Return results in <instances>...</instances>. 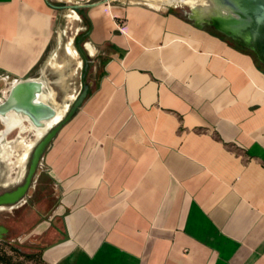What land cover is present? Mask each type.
<instances>
[{"label":"crops","instance_id":"obj_1","mask_svg":"<svg viewBox=\"0 0 264 264\" xmlns=\"http://www.w3.org/2000/svg\"><path fill=\"white\" fill-rule=\"evenodd\" d=\"M77 9L94 81L46 150L59 201L17 238L28 245L20 255L264 264V71L255 58L172 9L0 0V85L33 77L55 48L61 13Z\"/></svg>","mask_w":264,"mask_h":264},{"label":"rangeland","instance_id":"obj_2","mask_svg":"<svg viewBox=\"0 0 264 264\" xmlns=\"http://www.w3.org/2000/svg\"><path fill=\"white\" fill-rule=\"evenodd\" d=\"M127 1L133 3L146 4L148 6L158 9H172L190 18V8L186 5H177L171 7L170 5L166 4V1L164 2L161 0ZM75 12L76 13H73V11L70 10L61 13V25L58 29V33L56 34L55 48L53 49V51L50 52V54H48L45 58L41 60L39 65L33 71V77H41L47 82H50V86L55 91L56 98L59 103H62L67 94L69 93L76 94L77 97L83 91L85 85H93L94 81V71L96 68V64L90 62L91 58L89 57L87 52H85L86 36L84 34L86 32V29L83 24V13H80L79 9L75 10ZM205 26L210 27L207 24ZM67 42L72 43L73 47L78 53L80 61L82 62L81 67L76 69V71H74V69L76 68V64L74 62H71L69 56L67 55ZM52 61H55L59 64L65 63L66 66L64 68H57L51 65ZM11 82L12 80L7 81V83L4 81L1 82L0 99H3L8 90L10 89ZM3 128L4 126L0 121V131ZM19 135V130H14L10 134L8 141L15 140ZM2 144L0 142V151L3 150ZM13 173L14 172L10 169L7 162L0 161V192H3L4 190L9 188L3 185L7 177L9 175H13ZM39 173L42 174V171L40 170ZM41 183L42 184L40 185V187L35 188L30 192L29 204L22 207L20 210H13L11 212L6 210L0 211V221L9 224L13 222L14 224L20 223L22 228L21 234L23 236L28 234V232L30 231L31 223L47 220L51 212L58 204L59 192L55 185L52 183L50 177L43 176L41 179ZM32 216L33 219L30 218ZM8 239V245L20 249L22 252H24L28 248L27 242L23 241L20 243L17 240V237L12 238L9 236ZM5 249L7 250L8 254L14 257L13 259L15 264H40L38 261L25 257V254H16L9 248V246H6Z\"/></svg>","mask_w":264,"mask_h":264},{"label":"water","instance_id":"obj_3","mask_svg":"<svg viewBox=\"0 0 264 264\" xmlns=\"http://www.w3.org/2000/svg\"><path fill=\"white\" fill-rule=\"evenodd\" d=\"M216 1L217 5L225 7L226 12H228L227 17L199 20L193 15L190 8V19L200 28L205 27L206 24L213 27L238 46L250 50L264 68V0ZM226 19H229V21H226ZM37 79L40 78L22 79L14 82L8 90L7 96L0 102V115H5L11 111L22 113L35 124L51 118L55 114V110L49 104L40 101L39 97L44 91V84ZM88 90L89 86L85 85L83 91L70 104L68 112L61 121L38 141L32 154L25 182L14 191L0 194V208L19 202L27 194L47 148L63 125L81 107L88 95ZM8 233L9 229L0 224V242L9 244Z\"/></svg>","mask_w":264,"mask_h":264},{"label":"bare ground","instance_id":"obj_4","mask_svg":"<svg viewBox=\"0 0 264 264\" xmlns=\"http://www.w3.org/2000/svg\"><path fill=\"white\" fill-rule=\"evenodd\" d=\"M151 1H157V0H151ZM161 1L164 2L166 1L167 5H186L192 9L193 15L199 20L210 19V18L223 19L224 17L222 16L225 17L228 16V12H226L225 7H221L222 5L219 4L217 5L216 0H161ZM226 21H229V19H226ZM66 51L71 62H74L76 64V68L74 69V71H76V69L81 67L82 62L80 61L78 53L76 52L71 42L69 43L67 42ZM51 65L57 68H64L66 66L65 63L59 64L55 61H52ZM37 80L44 84V91L39 97L40 101L52 106L55 110V114L47 120L40 121L39 124L33 123V121H31V119L28 116L14 111H11L5 115H0V121L4 125V129L0 133L1 134L0 141H3L7 137V135L10 134L16 128H19L21 133L20 137H18L15 140L8 141L3 146L2 156L9 163L10 166L19 167L25 163L27 157L29 156L30 151L32 150L35 144V140L38 141L53 126H55L56 124L59 123V121H61V119L68 112L70 104L76 97V94L69 93L65 97L64 101L62 103H59L57 101L55 91L50 86V82H47L45 79L42 78ZM25 122L28 123L29 125H24ZM25 134H30L31 136H33V138L29 137L27 139L25 137Z\"/></svg>","mask_w":264,"mask_h":264},{"label":"flooded vegetation","instance_id":"obj_5","mask_svg":"<svg viewBox=\"0 0 264 264\" xmlns=\"http://www.w3.org/2000/svg\"><path fill=\"white\" fill-rule=\"evenodd\" d=\"M210 28H212V29H214L213 27H211L210 26ZM215 30V29H214ZM29 78H41V77H29ZM29 78H27V79H29ZM20 80H22V79H20ZM19 81V80H18ZM11 87V86H10ZM8 93V92H7ZM6 96H7V94H6ZM5 96V97H6ZM4 97V98H5ZM3 98V99H4ZM3 99H1L0 100V102L3 100ZM2 123V122H1ZM3 124V123H2ZM24 125H29L28 123H26L25 122V124ZM4 126V125H3ZM54 127V126H53ZM4 129V128H3ZM3 129L1 130V131H3ZM16 129H18L19 130V134L21 135V133H20V129L19 128H16ZM15 129V130H16ZM1 131H0V133H1ZM14 131V130H13ZM12 131V132H13ZM11 132V133H12ZM10 133V134H11ZM10 134H8L7 135V137L3 140V141H0L1 142V144H2V146H4L7 142H8V138H9V136H10ZM1 135V134H0ZM20 135L19 136H17V138L18 137H20ZM44 136V135H43ZM42 136V137H43ZM25 137L28 139L29 137H31V138H33V136H31L30 134H25ZM41 137V138H42ZM16 138V139H17ZM40 138V139H41ZM39 139V140H40ZM38 140V141H39ZM38 141H36L35 140V144H34V146H33V148H32V150L30 151V153H29V156L27 157V159H26V161H25V163L22 165V166H19V167H17V166H10L9 165V163L3 158V156H2V151H0V161H4V162H7L8 163V165H9V167H10V169L14 172L13 173V175H9L8 177H7V179H6V181H5V183H4V185L3 186H5V187H9L8 189H6V190H4L3 192H0V194H4V193H6V192H11V191H14V190H16L17 189V187H19L20 185H22L24 182H25V179H26V177H27V174H28V171H29V166H30V163H31V158H32V154H33V151H34V149H35V147H36V144L38 143ZM46 153V152H45ZM45 155V154H44ZM43 158H44V156H43ZM43 158L41 159V162H40V164H39V166H38V169H37V172H36V175H35V177H34V179H33V183H32V185H31V187H30V189H29V191L27 192V194L24 196V198L23 199H21L19 202H17V203H15V204H13V205H5V206H3V207H1L0 208V211H9V212H11V211H13V210H20L22 207H24V206H26L27 204H29V198H30V192L33 190V189H35V188H38V187H40V185L42 184L41 183V179H42V177L43 176H46V169H45V167H44V165H43ZM40 170L42 171V174H40L39 172H40ZM14 216H16V215H14ZM31 219H33V216L32 217H30ZM29 223H31V222H29ZM0 224H2V225H4V226H6L8 229H9V233H8V235L10 236V237H12V238H14V237H20L22 234H21V230H22V228H21V225H20V223L18 224H14V222L13 223H4V222H1L0 221ZM33 223H31V225H32ZM27 235V234H26ZM21 237H23V235L21 236Z\"/></svg>","mask_w":264,"mask_h":264},{"label":"trees","instance_id":"obj_6","mask_svg":"<svg viewBox=\"0 0 264 264\" xmlns=\"http://www.w3.org/2000/svg\"><path fill=\"white\" fill-rule=\"evenodd\" d=\"M219 35H221L223 38L225 39H228L229 41L233 42L232 40H230L229 38H227L226 36L220 34L219 32H217ZM234 43V42H233ZM236 44V43H234ZM237 45V44H236ZM238 46V45H237ZM241 50L243 51H247L248 53H250L256 60L258 66L264 71V68L263 66L258 62V60L256 59V57L254 56V54L246 49V48H243V47H240L238 46ZM6 246H9V248L15 252L16 254H19L20 255V252L17 248L13 247V246H10L8 245L7 243H4V242H0V264H15L14 263V257L10 254H8L7 250L5 249ZM26 257V256H25Z\"/></svg>","mask_w":264,"mask_h":264},{"label":"built area","instance_id":"obj_7","mask_svg":"<svg viewBox=\"0 0 264 264\" xmlns=\"http://www.w3.org/2000/svg\"><path fill=\"white\" fill-rule=\"evenodd\" d=\"M91 2H94V3H97V2H106V3H112L114 2L115 0H89ZM18 81V79H14L12 80V82L10 83V85H12L14 82ZM7 94V93H6ZM6 96V95H5ZM4 96V97H5ZM1 100V99H0Z\"/></svg>","mask_w":264,"mask_h":264}]
</instances>
